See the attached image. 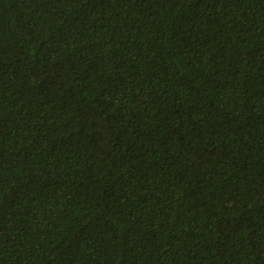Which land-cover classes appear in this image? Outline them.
Instances as JSON below:
<instances>
[{
	"label": "trees",
	"instance_id": "trees-1",
	"mask_svg": "<svg viewBox=\"0 0 264 264\" xmlns=\"http://www.w3.org/2000/svg\"><path fill=\"white\" fill-rule=\"evenodd\" d=\"M0 264H264V0H0Z\"/></svg>",
	"mask_w": 264,
	"mask_h": 264
}]
</instances>
